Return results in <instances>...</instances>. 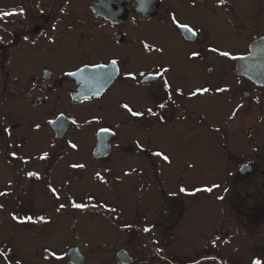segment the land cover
<instances>
[{
    "label": "flooded vegetation",
    "instance_id": "af4514ba",
    "mask_svg": "<svg viewBox=\"0 0 264 264\" xmlns=\"http://www.w3.org/2000/svg\"><path fill=\"white\" fill-rule=\"evenodd\" d=\"M239 19L246 49L235 54L223 43L240 35L233 29ZM213 31L222 44L210 41ZM262 38L264 0H0V224L22 239L20 247L0 240V264H28L25 257L33 264L100 263L92 251L114 243V231L79 226L84 215L109 219L107 213H115L125 221L133 217L126 213L138 197H148L144 217L153 221L142 223L130 212L135 223L146 224L135 233L149 237L138 248L168 249L170 263L177 259L166 238L203 201L213 207L205 224L214 238L219 211L225 215L221 226L229 229L226 238L263 232L264 137L252 147L257 137L234 124L240 115L264 120V86L238 74L235 64L220 66L235 73L236 81L201 82L204 59L248 55ZM207 71L214 74L213 68ZM204 100L221 106L220 120L205 116ZM100 136L106 153L96 155ZM203 137L226 158L228 175L218 182L225 191L197 197L199 185L192 191L179 185L178 194L171 192L174 160L192 167L186 148L198 152ZM127 158L134 161L120 167L118 160ZM24 185L41 186L42 198ZM84 185L95 190L83 191ZM114 185L129 186L131 193L120 194ZM26 239L50 242L33 245ZM124 243L116 246L118 264L119 249L128 248ZM131 255L132 264L153 260ZM202 262L216 260L190 264Z\"/></svg>",
    "mask_w": 264,
    "mask_h": 264
},
{
    "label": "rangeland",
    "instance_id": "374dc122",
    "mask_svg": "<svg viewBox=\"0 0 264 264\" xmlns=\"http://www.w3.org/2000/svg\"><path fill=\"white\" fill-rule=\"evenodd\" d=\"M243 25V21L239 19L236 22V25L234 26V33L240 34L238 37H235L234 41L223 43L224 45L228 46L227 49H233V52L236 54L243 49H246V42L243 40V28L240 29V27ZM208 34L209 31H207ZM212 35L210 37V41L217 44H222L224 40L220 39L219 32L213 31ZM237 60L236 56H232L229 58H215L210 57L206 58L203 61V74L201 76V82L202 83H208L211 82L213 84H220V83H227V82H233L236 81L237 75L234 73L232 75V72L229 71L225 67H221L220 65H228L233 66L235 64V61ZM213 68L214 74L211 75L207 71V68ZM205 69V70H204ZM236 84V82L234 83ZM206 104L204 105V114L206 117H213V114L218 115L216 117V120H220L221 117L219 115L221 106L216 105L211 100H204ZM5 118V117H4ZM245 120L248 121V125H244L246 123ZM238 123L234 124L235 128H239L240 125H242L239 130L242 131L244 129L243 127H246L244 130H248V133L251 137H257L255 139V143L253 141H250L249 144L253 147L256 145H260L261 140L264 137V120L255 119V118H246L245 116H238L237 117ZM261 131V133H260ZM204 133V132H203ZM244 133V132H243ZM247 133V132H246ZM247 133V134H248ZM236 136H239V134L236 133ZM237 138L235 139V141ZM210 143L207 139V137H203L202 144L199 145L198 152H194V149L192 147L186 148V157L187 162L193 160V166H185L182 164H178L175 160L173 162V165L170 168V175H171V181H170V191L177 193V189L179 185H185L188 188V191L190 189L193 190L195 188V185H199L200 189H211V191H200L197 197H216L220 194H222L226 186L221 185L218 182H225L226 177L228 175L227 171V164L226 158L222 156V154L219 151L214 150L212 147L209 146ZM236 145H238L236 143ZM242 146L247 145L244 141L241 143ZM241 150L235 149L234 152L238 154ZM120 163L118 164L120 167L126 166V164L132 163L134 160L132 159H123L118 160ZM117 161V162H118ZM91 185H84L83 191H92L95 190L94 188H90ZM28 190V192L32 193L35 197L39 196L41 197V186H28L24 185L23 188ZM120 185H114L113 188H118V193L126 195L131 193V189L129 186H122L119 188ZM74 189L79 188V186H73ZM90 188V189H89ZM2 189V187H1ZM190 190V191H192ZM95 193V192H94ZM42 198V197H41ZM117 200H120V207H128V203L125 202V200L120 197H115ZM136 199V197H134ZM141 199L143 201H141ZM148 200V197H141L137 198V204L135 208H133L131 211H128L126 214L128 217H132L128 219L127 217L122 220L121 215H118V219H115V215L111 213H107V215H112L108 219L107 217H102L100 215L95 214H86L84 216H87L84 218V223L79 225L82 227H90L94 230L98 231H109L110 229L114 231L112 235L114 243L110 245H105L106 241L103 244V249L101 252H97V250H93L92 257L94 259H101L100 263L96 264H118L116 262V256L115 253L117 252L116 246L120 243L121 240L124 239L126 246L128 247L127 250L131 252H135L137 257L145 256L148 254L149 256L153 258V260L150 262L148 261L147 264H190L191 262L195 261L196 259L199 260L200 258H206L213 256L216 260V262H213L212 264H256V261H260V264H264V229L263 232H244L241 234V240L237 238L236 234H229V237L226 238L228 235H225L228 233L229 229L227 227V224H223L221 226V221L225 215H220L219 211V232L218 237L214 238V234H211L210 228L205 224V221H209L208 215H210L212 210V205L208 201H203V203L199 206L193 207L191 209V213L187 214L186 223L181 228L175 231L173 234L169 235V237L166 238V242L168 243V246L173 251L175 258L177 260H174V262L170 263L166 260V252H169L168 249L163 250H152L145 248V244L142 247L138 248L139 243H144L146 241V235L137 234L135 232V228H142V226H145L146 224H139L135 223V217L133 214H136L139 220L142 223H151L153 221H148L144 217L143 210L145 209V201ZM100 202V201H98ZM144 202V203H143ZM62 203H65V201H62ZM28 209H31V207H27ZM130 212H134L133 214ZM131 214V215H130ZM125 217V215H122ZM208 217V218H207ZM104 219L105 221L101 220ZM88 219V220H87ZM108 221H107V220ZM0 220H2L0 218ZM3 221V220H2ZM100 221H103L100 223ZM132 223H131V222ZM131 224H134L136 226H133ZM121 225H127L129 227L128 231L120 230L117 228H114V226H121ZM64 226V225H61ZM260 230V229H259ZM117 233L121 235V239H117ZM139 232H141L139 230ZM144 238V241L141 239V236ZM216 235V236H217ZM158 236V235H157ZM138 237V238H137ZM238 239V240H237ZM0 240L1 241H9L14 243L16 246L20 247L22 239L20 236L13 234L4 228L2 224H0ZM112 240L111 238L108 239L107 242H110ZM135 240V241H134ZM28 243H31L33 245L43 244V243H49L50 240L46 239H38V240H28L26 239ZM139 241V243H137ZM212 241V242H211ZM211 242V243H210ZM58 240H54L52 244H58ZM125 243L123 246L125 247ZM122 245V243H121ZM123 248V247H122ZM126 248V247H125ZM156 255H153L155 254ZM213 253V254H212ZM212 254V255H211ZM133 256V255H132ZM171 256V255H169ZM28 264H33L30 257H25ZM183 261V262H181ZM181 262V263H180ZM95 263V262H93ZM203 264H211L207 262H202Z\"/></svg>",
    "mask_w": 264,
    "mask_h": 264
},
{
    "label": "water",
    "instance_id": "95a60500",
    "mask_svg": "<svg viewBox=\"0 0 264 264\" xmlns=\"http://www.w3.org/2000/svg\"><path fill=\"white\" fill-rule=\"evenodd\" d=\"M236 71L241 76L249 78L257 85L264 86V38L252 44L251 53L249 55L242 56L237 60ZM103 145L104 144L100 141L99 149L102 150L104 147ZM101 153L105 154L106 151ZM118 259L124 264H131L133 262V258L125 250L119 252Z\"/></svg>",
    "mask_w": 264,
    "mask_h": 264
},
{
    "label": "snow or ice",
    "instance_id": "6c2138e0",
    "mask_svg": "<svg viewBox=\"0 0 264 264\" xmlns=\"http://www.w3.org/2000/svg\"><path fill=\"white\" fill-rule=\"evenodd\" d=\"M189 31H191V30L189 29ZM193 34H195V33H193ZM145 47H147V45H145ZM213 51H215V49ZM220 55H222V56H228L229 53H227V52H221ZM116 63L117 62L115 60L112 61V64L113 65H115ZM98 67L103 68L104 65H99ZM69 75H72V73H69ZM165 84H167V82H165ZM205 91H207V89H205ZM125 107H127V105H125ZM129 111H131V109H129ZM132 114L133 115H137V113H135V112H133ZM72 147L75 148L76 145H72ZM157 155L159 156V153H157ZM41 158L43 159L45 157H41ZM165 159H167V157H165ZM74 167H83V165H74ZM30 175H32V174H30ZM180 191L181 192H185V189L181 188ZM197 191H211V189H197ZM189 195H191V193H189ZM60 207L63 208L64 206L61 205ZM72 207L73 208H77V209H82V208H84V205L79 204V203H74V204H72ZM13 219H16V217H13ZM40 219L43 220V217H41ZM32 222L35 223V221H32ZM21 223H23V221H21ZM145 231H147V229H145ZM256 264H260V261H256Z\"/></svg>",
    "mask_w": 264,
    "mask_h": 264
}]
</instances>
